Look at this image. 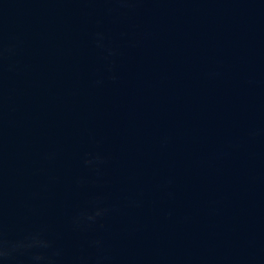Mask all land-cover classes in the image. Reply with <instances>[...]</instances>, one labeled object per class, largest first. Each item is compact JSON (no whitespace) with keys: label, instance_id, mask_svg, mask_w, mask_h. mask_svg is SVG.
Returning <instances> with one entry per match:
<instances>
[{"label":"water","instance_id":"95a60500","mask_svg":"<svg viewBox=\"0 0 264 264\" xmlns=\"http://www.w3.org/2000/svg\"><path fill=\"white\" fill-rule=\"evenodd\" d=\"M0 264H264V0H0Z\"/></svg>","mask_w":264,"mask_h":264}]
</instances>
